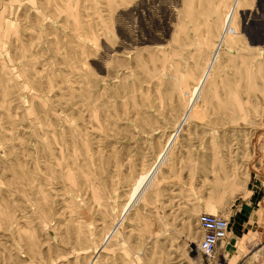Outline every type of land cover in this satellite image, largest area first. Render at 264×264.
<instances>
[{
	"label": "rangeland",
	"instance_id": "obj_1",
	"mask_svg": "<svg viewBox=\"0 0 264 264\" xmlns=\"http://www.w3.org/2000/svg\"><path fill=\"white\" fill-rule=\"evenodd\" d=\"M200 214L264 264V0H0V264H214Z\"/></svg>",
	"mask_w": 264,
	"mask_h": 264
},
{
	"label": "built area",
	"instance_id": "obj_2",
	"mask_svg": "<svg viewBox=\"0 0 264 264\" xmlns=\"http://www.w3.org/2000/svg\"><path fill=\"white\" fill-rule=\"evenodd\" d=\"M197 224L201 233L198 249L202 257L207 262L215 261L214 264H227L217 258V250L228 238V220L221 216L200 214L197 217Z\"/></svg>",
	"mask_w": 264,
	"mask_h": 264
},
{
	"label": "bare ground",
	"instance_id": "obj_3",
	"mask_svg": "<svg viewBox=\"0 0 264 264\" xmlns=\"http://www.w3.org/2000/svg\"><path fill=\"white\" fill-rule=\"evenodd\" d=\"M229 228H230V226L228 225V229H227V231H228V232H227V236H228V234H229ZM199 243H200V242H199ZM223 243H225V241H223V242L220 244V246H221ZM198 246H199V244H198ZM220 246H219V247H220Z\"/></svg>",
	"mask_w": 264,
	"mask_h": 264
},
{
	"label": "crops",
	"instance_id": "obj_4",
	"mask_svg": "<svg viewBox=\"0 0 264 264\" xmlns=\"http://www.w3.org/2000/svg\"><path fill=\"white\" fill-rule=\"evenodd\" d=\"M222 254H223V256H224V252H223Z\"/></svg>",
	"mask_w": 264,
	"mask_h": 264
}]
</instances>
